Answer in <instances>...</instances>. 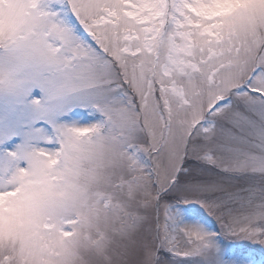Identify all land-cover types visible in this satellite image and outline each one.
<instances>
[{
	"label": "snow or ice",
	"instance_id": "snow-or-ice-1",
	"mask_svg": "<svg viewBox=\"0 0 264 264\" xmlns=\"http://www.w3.org/2000/svg\"><path fill=\"white\" fill-rule=\"evenodd\" d=\"M0 264H264V0H0Z\"/></svg>",
	"mask_w": 264,
	"mask_h": 264
}]
</instances>
